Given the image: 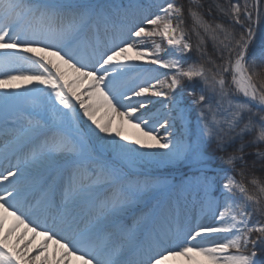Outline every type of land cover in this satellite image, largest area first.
<instances>
[{
	"label": "snow or ice",
	"instance_id": "6c2138e0",
	"mask_svg": "<svg viewBox=\"0 0 264 264\" xmlns=\"http://www.w3.org/2000/svg\"><path fill=\"white\" fill-rule=\"evenodd\" d=\"M257 25L264 0H0V264H264Z\"/></svg>",
	"mask_w": 264,
	"mask_h": 264
},
{
	"label": "trees",
	"instance_id": "16d2710c",
	"mask_svg": "<svg viewBox=\"0 0 264 264\" xmlns=\"http://www.w3.org/2000/svg\"><path fill=\"white\" fill-rule=\"evenodd\" d=\"M179 1V3H183V4H185V6H187V3H188V0H178ZM203 2H207V0H203ZM219 2L220 3H226V0H219ZM191 26H192V22H191V20L189 19V20H187V22H186V28H188L189 29V31H190V29H191ZM262 35V34H264V31L263 32H261V33H259L258 32V35ZM192 41H193V44H195V42H196V37L194 36V35H192ZM262 38H263V36L261 37V39L260 40H262ZM208 47H209V50H211V44L209 43L208 44ZM256 175L257 176H261V173H256ZM240 178V177H239ZM261 178L262 179H264V176H261Z\"/></svg>",
	"mask_w": 264,
	"mask_h": 264
},
{
	"label": "rangeland",
	"instance_id": "374dc122",
	"mask_svg": "<svg viewBox=\"0 0 264 264\" xmlns=\"http://www.w3.org/2000/svg\"><path fill=\"white\" fill-rule=\"evenodd\" d=\"M262 27H263V25H260V28L262 29ZM253 47V46H252ZM21 83H25V82H21ZM129 131L131 132V131H133V130H131V129H129ZM40 239H39V237H37L36 238V241L38 242Z\"/></svg>",
	"mask_w": 264,
	"mask_h": 264
}]
</instances>
